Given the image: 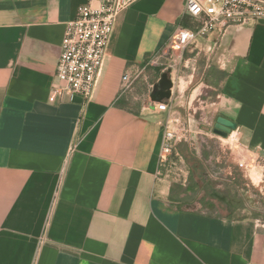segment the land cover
<instances>
[{
	"label": "crops",
	"instance_id": "obj_1",
	"mask_svg": "<svg viewBox=\"0 0 264 264\" xmlns=\"http://www.w3.org/2000/svg\"><path fill=\"white\" fill-rule=\"evenodd\" d=\"M87 1L0 0V264H264V222L205 214L172 191L163 120L120 93L126 70L188 26L184 0H135L89 101H49L65 24ZM193 51L223 74L218 117L264 158V22Z\"/></svg>",
	"mask_w": 264,
	"mask_h": 264
},
{
	"label": "rangeland",
	"instance_id": "obj_2",
	"mask_svg": "<svg viewBox=\"0 0 264 264\" xmlns=\"http://www.w3.org/2000/svg\"><path fill=\"white\" fill-rule=\"evenodd\" d=\"M186 53L168 51L164 65L147 69L128 100L132 106H146L149 85L158 82L167 68L173 83L172 105L169 114L158 115L163 121L168 117L177 121L175 129L184 136L169 157L167 181L172 191H178L180 198L194 197L197 209L205 214L264 222V158L247 149L237 132L226 137L214 132L215 119L222 116L215 97L223 74L212 71L214 66H206L194 51ZM193 184L198 185L196 191L186 194L184 189ZM206 200L215 208H206Z\"/></svg>",
	"mask_w": 264,
	"mask_h": 264
},
{
	"label": "built area",
	"instance_id": "obj_3",
	"mask_svg": "<svg viewBox=\"0 0 264 264\" xmlns=\"http://www.w3.org/2000/svg\"><path fill=\"white\" fill-rule=\"evenodd\" d=\"M134 1L88 0L86 4L77 8L74 18L64 27L60 54L50 90V102H54L57 98L72 102L76 96H80L84 102L89 101L102 67L115 20ZM182 18H187L189 22L187 27L180 28L160 49L151 53L141 67L124 72L121 77V94L130 93L139 79L144 77L147 69L163 66L168 51H177L180 55L184 52L191 54L199 39H208L213 35L222 36L232 26L240 27L264 22V0H184ZM163 70H167L168 75L170 74L167 68ZM156 88L157 82L149 85L148 103L144 107L156 114H169L172 91L169 100L154 102L151 96ZM175 122L177 121L168 117L162 123L159 167L164 171L166 178L169 174V157L175 146L182 143L184 138L175 129L178 125Z\"/></svg>",
	"mask_w": 264,
	"mask_h": 264
},
{
	"label": "water",
	"instance_id": "obj_4",
	"mask_svg": "<svg viewBox=\"0 0 264 264\" xmlns=\"http://www.w3.org/2000/svg\"><path fill=\"white\" fill-rule=\"evenodd\" d=\"M172 88L173 83L169 78L168 71L163 72L159 81L157 82L158 91L155 94H152L151 100L154 102L169 100L171 97ZM235 127L236 126L232 121L218 117L214 126V132L222 137H226L228 133L235 129Z\"/></svg>",
	"mask_w": 264,
	"mask_h": 264
},
{
	"label": "trees",
	"instance_id": "obj_5",
	"mask_svg": "<svg viewBox=\"0 0 264 264\" xmlns=\"http://www.w3.org/2000/svg\"><path fill=\"white\" fill-rule=\"evenodd\" d=\"M187 56V55H186ZM121 104H124V102H121ZM181 151V150H180ZM197 186L196 184H193V185H190L189 187H187L184 191L185 192H195L196 189H197ZM178 209H181V206L179 205H176ZM204 206L208 209H214L215 208V205L212 201H209V200H206L204 201ZM227 218H232V216L228 215Z\"/></svg>",
	"mask_w": 264,
	"mask_h": 264
},
{
	"label": "flooded vegetation",
	"instance_id": "obj_6",
	"mask_svg": "<svg viewBox=\"0 0 264 264\" xmlns=\"http://www.w3.org/2000/svg\"><path fill=\"white\" fill-rule=\"evenodd\" d=\"M157 91H158V89L156 88L155 91H154V94H155ZM217 118H218V117H217ZM217 118L215 119L214 126H215V124H216V120H217Z\"/></svg>",
	"mask_w": 264,
	"mask_h": 264
},
{
	"label": "clouds",
	"instance_id": "obj_7",
	"mask_svg": "<svg viewBox=\"0 0 264 264\" xmlns=\"http://www.w3.org/2000/svg\"><path fill=\"white\" fill-rule=\"evenodd\" d=\"M185 35H188V34H185Z\"/></svg>",
	"mask_w": 264,
	"mask_h": 264
}]
</instances>
